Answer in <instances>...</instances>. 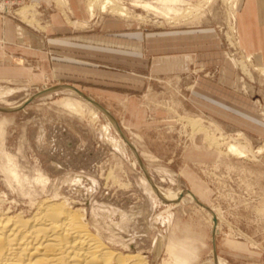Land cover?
Returning <instances> with one entry per match:
<instances>
[{
	"label": "rangeland",
	"instance_id": "374dc122",
	"mask_svg": "<svg viewBox=\"0 0 264 264\" xmlns=\"http://www.w3.org/2000/svg\"><path fill=\"white\" fill-rule=\"evenodd\" d=\"M55 1L47 6L34 0L23 11L31 13V21L22 14L24 22L17 14H0L43 34L54 14L68 36L97 33L106 19L129 24L127 33L176 32L180 47L163 51L161 57L192 60L186 71L155 75L150 70L152 55L146 67L139 63L140 55L133 54L126 62L112 58L100 63L99 75L84 73L68 83L47 77V60L60 59L58 53L47 51L44 56L0 44V107L18 109L0 112V204L33 212L34 204L65 198L85 210L106 242L127 254H141L148 264H177L173 251L178 247L197 255L198 264L213 261L214 226L203 205L217 216L215 248L220 258L229 264H264V71L239 47V0L208 5L185 0L191 5L176 7L184 14L187 10L188 16L171 22L135 7V1L156 0H118L131 11V19L97 9L85 27L68 24L67 17L76 21L78 15L67 11L65 0ZM76 1L87 9L90 0ZM192 8H200L198 14ZM230 59L231 83H221L220 68L230 65ZM53 87L74 88L107 110L146 173L110 117L76 92L59 89L24 105ZM194 91L213 100L206 101L208 112L202 103L193 104ZM65 99L80 100L84 110L62 108ZM190 120L202 127H193ZM220 138L224 141L219 143L246 146L249 157L230 154L229 143H215ZM3 152L15 158L18 182L2 173ZM152 184L168 192H191L201 205L186 194L178 204L167 202Z\"/></svg>",
	"mask_w": 264,
	"mask_h": 264
},
{
	"label": "bare ground",
	"instance_id": "6f19581e",
	"mask_svg": "<svg viewBox=\"0 0 264 264\" xmlns=\"http://www.w3.org/2000/svg\"><path fill=\"white\" fill-rule=\"evenodd\" d=\"M212 1L204 0V4L208 5ZM33 3L34 0L28 5L24 4L18 9L17 15L21 18L20 14H22L25 16L24 18L31 21V13L28 16L23 11L26 7L34 5ZM179 4L186 6L189 2L185 0H156V2L135 1V7L141 8L143 11L153 14L155 17L169 20L170 22L177 19L180 21L181 17H186L184 15L188 11L185 10L186 13L184 14L182 9L176 7ZM65 5L67 11L71 10L69 0H65ZM189 5H191V2ZM187 7L191 8L190 6ZM233 7L237 9V5ZM5 8V4H0V10L4 11ZM97 9L102 13L109 12L112 15L131 19V11L118 0H90L87 6V12L91 20L95 18ZM192 9H196L195 13L197 14L200 10V8ZM32 12L35 13L34 10ZM186 15L188 16V14ZM233 17H235L234 14ZM59 89L44 92L41 96L58 91ZM71 90L79 95L77 90ZM61 106L66 110L76 113H81L84 110V104L80 100L65 99ZM110 120L114 123V128L118 132L117 123L111 118ZM199 122L197 120H190L191 125L198 129L202 127ZM1 132L2 124H0ZM221 139L224 141L223 138L214 141L220 146L229 143H219ZM227 147V152L238 158L249 157L248 155L251 152V150L239 142L229 143ZM3 157L6 160V164L2 165L1 163L2 173L7 174L9 176L7 178H12L11 180L18 182L20 177L18 175L19 173H17L15 158L6 152H3ZM135 165L137 164L135 163ZM152 186L155 192L167 202H175L178 204L182 194L190 197L191 201L194 198L196 204L199 202L191 192L178 191L173 193L156 186L154 187L153 184ZM199 204L201 203L199 202ZM34 205L32 206L35 208L34 211L28 212L13 207L4 208L3 204H0V264H148L146 258L141 254H127L106 242L100 228L93 226L89 221L85 210L80 208L76 209L65 198L56 197L47 199ZM202 207L205 208L206 206L202 205ZM208 209L209 222L212 223V227L214 226L212 230L215 241L216 233H218V220L214 211L210 208ZM182 249V247H178V250L175 249L173 251V257L177 264H198L197 255L184 250L181 252ZM207 264L229 263L217 255L215 248L214 259Z\"/></svg>",
	"mask_w": 264,
	"mask_h": 264
},
{
	"label": "crops",
	"instance_id": "0c3cea01",
	"mask_svg": "<svg viewBox=\"0 0 264 264\" xmlns=\"http://www.w3.org/2000/svg\"><path fill=\"white\" fill-rule=\"evenodd\" d=\"M39 1L47 6L51 4V1L56 4L55 0ZM69 1L70 4L73 3L70 7V13L78 15L79 19L73 21L70 17L66 18L63 11L62 13L67 23L75 26L79 22L82 27H85L91 20L87 9H84L81 1ZM85 13L86 18L84 16ZM20 19L22 20V18ZM50 21V25L46 27L43 34L36 33L33 29L16 20L3 17L0 14L1 45L17 47L34 53H43L44 56H47V51L50 54L56 52L58 56H61L60 59H56L57 62H53V59L50 62L46 57L48 67L46 73L49 78L55 76L59 80L71 83L74 80L83 78L84 73L89 72L92 75H99L100 63H107L112 58H118L122 62H126L127 58H130L133 54L140 55L139 63L145 64L146 67L148 66L147 56L152 55L153 60L150 64V70L155 75L162 72L173 74L186 71L189 69V63L192 60L190 56L161 57L163 51L172 52L176 51L177 47H180V35L176 32L165 35H148L142 32L127 33L130 30L129 24L118 19H106L103 21L102 29L99 32L97 31V33L68 36V31L62 26L58 14L52 15ZM236 29L239 47L242 48L245 55L252 56V62L255 66L264 71V0H239L236 13ZM115 32L122 33L116 34ZM55 35L60 36L55 37ZM14 62L16 61L12 57L11 64ZM233 67L234 64L231 59L230 65L222 64L220 68L221 83H231ZM61 89L71 90L74 88L64 87ZM207 94L194 91V96L191 98L194 105H201L202 103L204 112H208L207 109H211V106L206 101L213 102ZM195 96L202 98L205 102H200V100L195 99ZM219 104L223 106V103L220 102ZM236 110L240 111L239 109Z\"/></svg>",
	"mask_w": 264,
	"mask_h": 264
},
{
	"label": "water",
	"instance_id": "95a60500",
	"mask_svg": "<svg viewBox=\"0 0 264 264\" xmlns=\"http://www.w3.org/2000/svg\"><path fill=\"white\" fill-rule=\"evenodd\" d=\"M60 87H53V88H50L48 89L47 91H44L45 93L46 92H51L53 89H59ZM43 92V93H44ZM43 93H39L38 95H35L33 97H31L28 101L25 102L24 105H26L27 103H29L30 101H32L34 98H36L37 96H41ZM79 95L87 102L91 103L93 106H95L96 108H98L99 110H101L103 113H105L106 115H108L113 121L114 118L109 114V112L107 110H105L101 105H99L97 102H95L94 100H92L91 98H89L88 96H86L85 94L79 92ZM20 109V108H19ZM18 109H6V108H2L0 107V112H3V113H11V112H15L17 111ZM117 130L119 132V135L123 138V140L127 143V145L129 146V148L131 149V151L134 153L135 157L137 158L139 164H140V167L141 169L146 173L145 169H144V166L142 164V162L140 161L139 157L137 156V153L135 151V149L132 147V145L127 141V139L125 138L124 134L122 133V131L120 130L119 127H117ZM199 204V202H197ZM201 205V204H200ZM206 210H209L207 207H205ZM213 244V255H215V241L213 240L212 242Z\"/></svg>",
	"mask_w": 264,
	"mask_h": 264
},
{
	"label": "built area",
	"instance_id": "2783aa9c",
	"mask_svg": "<svg viewBox=\"0 0 264 264\" xmlns=\"http://www.w3.org/2000/svg\"><path fill=\"white\" fill-rule=\"evenodd\" d=\"M32 0H0V4H5V10H0L2 15L17 14L19 8L24 4H30Z\"/></svg>",
	"mask_w": 264,
	"mask_h": 264
}]
</instances>
